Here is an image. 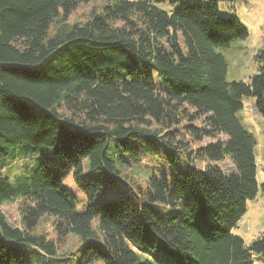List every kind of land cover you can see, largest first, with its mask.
I'll list each match as a JSON object with an SVG mask.
<instances>
[{
    "label": "trees",
    "instance_id": "1",
    "mask_svg": "<svg viewBox=\"0 0 264 264\" xmlns=\"http://www.w3.org/2000/svg\"><path fill=\"white\" fill-rule=\"evenodd\" d=\"M89 1L0 0V205L24 200L22 227L0 208V264L264 261V232L250 245L233 233L259 190L237 113L253 96L264 116V49L250 82L227 79L219 50L249 35L220 3L246 0H107L70 23ZM144 159L169 175L134 179ZM44 214L77 251L35 231Z\"/></svg>",
    "mask_w": 264,
    "mask_h": 264
},
{
    "label": "rangeland",
    "instance_id": "2",
    "mask_svg": "<svg viewBox=\"0 0 264 264\" xmlns=\"http://www.w3.org/2000/svg\"><path fill=\"white\" fill-rule=\"evenodd\" d=\"M107 0H92L78 5L70 14L68 20L70 23L84 22L88 19L93 8H99ZM164 5V4H162ZM222 13H235L242 24L248 29V37L233 42L229 47L220 48L228 63V80H240L250 82L252 76L258 71L257 56L260 50L264 49V0H246L234 3H220ZM255 98L253 96H244L243 107L237 113L239 119L248 130L254 135L256 145L257 159V179L259 184L258 194L254 199L248 200L247 212L243 215L234 228L233 233L241 236L246 245H250L256 238L264 232V116L260 115L254 107ZM209 138H204V143L209 142ZM202 142V143H203ZM25 160H20L10 164L4 170V174L14 178L22 172ZM228 161L222 162V166H227ZM85 170H88L87 162H84ZM168 168V172L163 171ZM140 170L141 176L139 175ZM133 171V173L131 172ZM156 174L157 176H168L169 166L163 159L150 162L144 159L141 163L134 162L130 168V175L133 178L143 181L146 173ZM64 184L77 197V210L83 211L88 199L84 192L78 187L74 180L73 172L64 180ZM24 200L21 198L10 199L0 205L8 221L14 226L22 227L21 206ZM54 217L44 214L35 228L37 232H45L49 238H53L59 244V251H77L79 237L74 233H69L64 238H59L54 227ZM97 222V219L94 220ZM254 264H264L261 256L254 254ZM97 264H103L98 262Z\"/></svg>",
    "mask_w": 264,
    "mask_h": 264
}]
</instances>
